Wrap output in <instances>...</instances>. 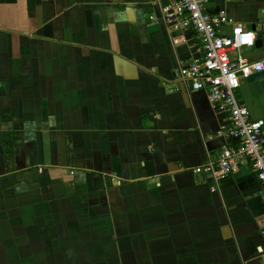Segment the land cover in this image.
<instances>
[{"label":"crops","instance_id":"0c3cea01","mask_svg":"<svg viewBox=\"0 0 264 264\" xmlns=\"http://www.w3.org/2000/svg\"><path fill=\"white\" fill-rule=\"evenodd\" d=\"M164 3L0 0V264H264L250 166L193 171L231 144L227 115L174 75L201 53ZM208 8L264 23V0ZM241 52L264 60V35ZM236 82L264 118L259 83Z\"/></svg>","mask_w":264,"mask_h":264},{"label":"built area","instance_id":"2783aa9c","mask_svg":"<svg viewBox=\"0 0 264 264\" xmlns=\"http://www.w3.org/2000/svg\"><path fill=\"white\" fill-rule=\"evenodd\" d=\"M210 0H166L160 7L162 19L174 28H191L198 40L201 55L179 65L174 75L191 82L193 90H204L211 106L227 115L219 134L231 140L215 160L193 168L218 180L246 163L260 185L264 200V118H252L247 105L236 95L237 78L264 72V60H249L241 52L255 46V33L236 24L222 10L211 12ZM227 26L228 31H224ZM235 52L234 56L230 53Z\"/></svg>","mask_w":264,"mask_h":264},{"label":"water","instance_id":"95a60500","mask_svg":"<svg viewBox=\"0 0 264 264\" xmlns=\"http://www.w3.org/2000/svg\"><path fill=\"white\" fill-rule=\"evenodd\" d=\"M252 29L253 30H256L255 26L253 25L252 26ZM262 35H264V23L261 24V29H260V33H257L256 34V38H255V46L256 45H261V42H262ZM246 81H251V82H258L262 91H264V72H254L250 75H248L246 78H245ZM190 84V87H191V82H189ZM192 89V88H191Z\"/></svg>","mask_w":264,"mask_h":264}]
</instances>
